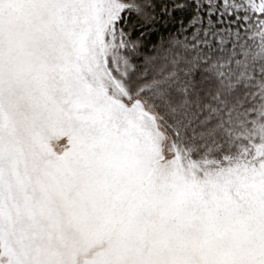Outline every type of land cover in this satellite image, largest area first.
Returning <instances> with one entry per match:
<instances>
[{"label":"snow or ice","instance_id":"snow-or-ice-1","mask_svg":"<svg viewBox=\"0 0 264 264\" xmlns=\"http://www.w3.org/2000/svg\"><path fill=\"white\" fill-rule=\"evenodd\" d=\"M0 264H264V0H0Z\"/></svg>","mask_w":264,"mask_h":264}]
</instances>
